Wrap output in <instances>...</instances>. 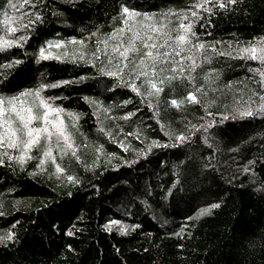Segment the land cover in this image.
I'll return each instance as SVG.
<instances>
[{
    "label": "trees",
    "instance_id": "obj_1",
    "mask_svg": "<svg viewBox=\"0 0 264 264\" xmlns=\"http://www.w3.org/2000/svg\"><path fill=\"white\" fill-rule=\"evenodd\" d=\"M13 3L16 8L0 0V37L27 42L0 52V96L20 97L24 109L41 116L42 101L63 109L75 155L67 149L53 162L40 152L24 163L11 155L0 165V237L13 234L0 242V264H264V112L232 119L264 96V63L240 58V49L264 45V0H237L224 9L213 0L210 12L195 7L202 0ZM124 7L142 16L124 24ZM4 11L12 20L35 22L11 36ZM182 15L192 23V45H205L181 54L196 57L195 72L184 59L185 72L172 84L156 80L164 88L158 96L147 95L144 77L134 81L138 95L123 80L101 74L106 57L92 56L104 48L96 41L123 27L122 36L108 40L110 51L137 31L144 35L148 24L166 25L174 39ZM50 42L63 47L48 48ZM41 47L62 58L40 59ZM81 51L83 60L63 58ZM48 84L60 86L42 87ZM189 92L198 103L187 100ZM172 99L184 103L172 106ZM225 115L229 120L221 123ZM12 120L20 126L15 114ZM181 134L183 143L176 140Z\"/></svg>",
    "mask_w": 264,
    "mask_h": 264
},
{
    "label": "snow or ice",
    "instance_id": "obj_2",
    "mask_svg": "<svg viewBox=\"0 0 264 264\" xmlns=\"http://www.w3.org/2000/svg\"><path fill=\"white\" fill-rule=\"evenodd\" d=\"M213 0H202V3H197L195 5L196 8H203L205 11L210 12L211 9L206 7L208 4L212 3ZM9 8H16V4L13 3V0H7ZM29 3V0H24V3L20 4V8H23L25 4ZM218 7L221 9L226 8L230 4H236L237 0H217ZM123 14L125 19L123 20L124 24L129 23V18L141 17L142 14L135 11H130L128 7L123 8ZM3 15L6 17L4 20V25L6 26V31L9 35L15 36V34L23 29L29 28L31 24L35 21L29 19L28 23L23 22V17H20L18 21L12 20L8 17L7 11L3 12ZM166 16L173 14H164ZM198 13L196 11L191 12V16L196 17ZM187 15H182L180 17L181 23L179 24V29L182 30L181 33L177 34L173 39V36L170 32L165 31L166 25H155L148 24L142 27H146L148 29L144 35H141L139 31L133 33V35L129 38L127 43L123 40H119L117 44H115L111 50L108 49V40L116 39L118 36H122L124 34L125 29L123 27L119 28L114 32L107 40L96 41L97 45L103 44L104 48L101 49L97 47L96 50L92 53V56L96 60H100V54L106 57L105 61H102L100 72L102 75L107 77H114L118 80H123L126 86L131 87V89L136 92L138 95L139 89L135 84V80H139L141 77H144L147 84L150 86V91H148L147 95L152 96L155 93L157 96L164 92L163 87H158L156 80H159L161 85L167 82L168 84H172L174 80H176L179 76H182L185 72V67L183 64L184 59H188L191 61V64L188 65L189 72H195L197 68L200 67L199 64L196 63L195 56H186L183 57L181 54L186 51H191L192 47L199 52L201 49H205L204 44L192 45L191 38L195 36V33L192 29V23L185 24L183 21L188 20ZM40 17L37 16L36 20H39ZM143 19L151 20L152 17L147 14H143ZM10 24H14L15 26H9ZM131 31V28L128 29ZM93 36L95 33L92 34ZM21 41L27 42V37L19 36L16 39H4L0 37V52L10 49L12 47H19L21 45ZM70 44H79L84 46V41L80 40H72L69 41ZM175 45V47H174ZM48 48L56 47L61 48L63 44L60 42H56L55 44L49 43L47 45ZM171 49V50H170ZM163 50V51H162ZM215 51V49H213ZM221 56L226 55V53H220ZM230 55V53H228ZM39 57L40 59H61V56H51V54L45 55V48L41 47L39 49ZM180 57L181 59L177 60L176 58ZM64 59H71L73 62L77 58L83 60L84 52L81 51L79 56L73 54L69 56L68 52H65L63 55ZM240 58L241 59H251V60H260L264 63V45H251L250 47L240 49ZM204 59L206 63H210V58L205 53ZM15 64H20L21 61H15ZM11 66V65H8ZM115 69V70H113ZM259 72L260 70L257 69ZM171 73L172 75H167ZM178 74V75H177ZM211 73L205 76V79H209L211 77ZM264 76V73H261ZM155 78V79H153ZM189 80H194L195 77L189 76L187 77ZM133 81L131 84H128V81ZM63 83H68L63 82ZM2 83H0V87H2ZM60 85L57 84H48L42 85V87H50L55 88ZM231 88V85H228ZM112 90V89H109ZM197 92L200 91V88L196 89ZM31 92H22L20 96L31 95ZM39 94L38 92L36 93ZM187 100L191 103H198L196 94L189 92L187 96ZM260 105L256 108L251 106L246 107L245 109L237 112L232 116V119H235L238 115L241 118L245 117H253L254 115H258L260 112H264V96L259 97ZM19 101L21 107L18 109L15 102ZM45 108L43 115L34 114L31 108L24 109L22 107V101H20V97H11L5 98L0 96V148L5 149L2 153H0V165L5 163V158L11 161L13 160V156L9 154L7 149H16L18 152L23 153L22 155L16 157V161L18 163H24L26 159H32L33 157L30 155H26L31 152L33 148H37L46 159H52L55 162V158L52 156V145L51 141L53 136L56 138V143L58 148L61 151H64L66 154L67 149H73V143L71 140L70 133L67 132L66 127L64 126L63 120L60 119L61 114L63 113V109L59 107H53L52 103L49 101L41 102ZM93 104H96V101H92ZM127 101H125V104ZM172 106H180L184 103L183 100L177 101V99H172L170 101ZM27 113L25 116L24 113ZM15 114L16 119L19 121V127H13L12 115ZM55 114V119H50V115ZM72 119H78V116L75 114H69ZM134 115V114H130ZM212 115V113H209ZM124 117L125 119L130 118ZM229 120V116H222L221 123L223 121ZM34 121H42V127H33L32 124ZM75 126V125H73ZM209 127L215 126V121L210 122ZM131 135V134H130ZM187 139L184 135L176 136V140L178 142L183 143ZM42 140L44 141L42 143ZM61 141H63V147H60ZM168 145H163V147H167ZM72 154L75 155V150L73 149ZM45 163V159L40 160V165ZM58 173H62L63 169L57 165L56 168ZM67 179L71 182H75V178L72 176H68ZM212 208L219 207V204H214L211 206ZM207 211V210H205ZM115 223V222H113ZM71 235V233H69ZM12 240L13 234L9 233L6 237H0V242L3 240Z\"/></svg>",
    "mask_w": 264,
    "mask_h": 264
},
{
    "label": "rangeland",
    "instance_id": "obj_3",
    "mask_svg": "<svg viewBox=\"0 0 264 264\" xmlns=\"http://www.w3.org/2000/svg\"><path fill=\"white\" fill-rule=\"evenodd\" d=\"M53 107H54V106H53ZM24 115L26 116L27 113L25 112ZM61 115H62V114H61ZM49 118H50V119H55V114L50 115ZM60 119H62L61 116H60ZM32 126H33V127H42V126H43V122L41 121L40 126H36L35 123L33 122ZM0 131H2V130H0ZM43 142H44V141L42 140V143H43ZM51 145H52V156H53L54 158H55V153H56V154H63V153H65L64 151H61L60 148H58L57 143H56V138H55V136H53V138H52ZM60 147H63V141H61V145H60ZM3 151H5V149L0 148V153H2ZM7 151L9 152L10 155H15V157H18V156H20V155L23 154V153H21V152H18L16 149H7ZM66 151H67V150H66ZM36 153H40V151H39L37 148H33V149L31 150V152L27 153L26 155H30V156L33 157L34 155H36ZM41 156H42V155H41ZM42 157H43V156H42ZM43 158H44V157H43ZM41 159H42V158H41ZM26 160H27V159H26Z\"/></svg>",
    "mask_w": 264,
    "mask_h": 264
}]
</instances>
